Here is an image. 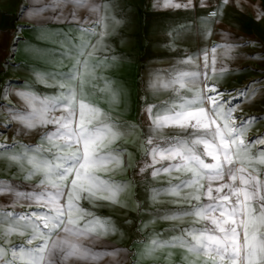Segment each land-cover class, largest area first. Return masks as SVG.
<instances>
[{
	"label": "snow or ice",
	"instance_id": "snow-or-ice-1",
	"mask_svg": "<svg viewBox=\"0 0 264 264\" xmlns=\"http://www.w3.org/2000/svg\"><path fill=\"white\" fill-rule=\"evenodd\" d=\"M171 6L181 5L154 4ZM113 7L97 0L22 5L20 18L35 28L43 30L52 21L70 26L61 34L59 52L69 66L33 72L35 82L51 93L12 82L0 86V173L10 177L0 179V264H141L163 249L183 250L188 264H264V135L248 138L264 116L236 115L257 98L264 102V80L233 92L219 83L232 71L228 61L242 58L237 50L255 42L223 32L219 43L154 70L141 97L140 120L130 124L90 98L107 91L110 104L119 102L121 90L98 75L122 59L108 39L122 24L108 14ZM220 14L219 8L209 13ZM256 18L264 19V9H256ZM171 35L174 43L180 33ZM17 39L14 34L13 48ZM248 58L264 64V54ZM149 93H167V99L154 102ZM134 133L139 160L118 146ZM24 137L31 139L23 142ZM129 168L132 180L113 179ZM140 186L151 204L168 197L174 207L150 213L148 224L163 220L171 226L166 234L143 236L142 250L133 253L108 242L123 233L112 218L93 209H127L121 196ZM135 210H144L138 198ZM130 256L137 259L129 261Z\"/></svg>",
	"mask_w": 264,
	"mask_h": 264
},
{
	"label": "crops",
	"instance_id": "crops-1",
	"mask_svg": "<svg viewBox=\"0 0 264 264\" xmlns=\"http://www.w3.org/2000/svg\"><path fill=\"white\" fill-rule=\"evenodd\" d=\"M97 2L105 4L110 2L115 5L108 10V14L122 20V24L116 28L117 35L108 38L112 42L115 54L122 59L114 67L98 73L112 80L114 82L112 88L121 90V94L118 98L119 102L115 104H110L111 94L107 91L97 93L90 98L104 111L123 122L130 124L139 122L141 97L147 93L151 72L169 68L185 54H195L203 48L219 43L220 34L223 32L237 36L244 42L254 41L255 46L238 49L237 54L242 58L228 61L232 71L219 81L222 90L233 92L243 88L250 81L264 80V76L260 75L264 72V64L248 58L256 54H264V47H261L264 45V19L256 18V9H264V0H229L228 4H223V0H191V4L189 0H171L173 5L181 6L160 8L154 7L155 0H140L136 3L131 0H97ZM237 2L239 6H236ZM29 3L30 0H0V86L12 82L14 87L31 85L38 92L51 93L53 89L45 88L35 82L33 72L67 70L69 62L61 61L59 52L62 50L61 34L68 32L70 26L52 21L43 30L35 28L20 18L22 5ZM217 8L221 10V14L211 17L209 13ZM81 15L87 13L81 12ZM213 20H218L219 23H211L210 21ZM18 29L21 31L17 32ZM206 31H211L212 35L205 37ZM177 32L180 36L172 43L171 34ZM14 34L18 39L13 48ZM73 35L79 36V33ZM13 51L14 56L11 55ZM245 69L248 71H241ZM100 83L102 85L103 82ZM148 97L151 101L159 102L167 99V93L158 96L149 93ZM225 99H228V96ZM261 109H264V102L257 98L254 105L245 104L243 111H238L236 115L256 116ZM261 124L264 123L258 124L248 132V138H254V134L249 133L259 128ZM12 135L14 130L6 138L10 140ZM22 139L23 142H27L31 138ZM136 139L137 135L134 133L126 139V142L119 141L118 146L132 151L135 159L139 160L141 152L134 147ZM133 171V168H129L127 173H117L113 179L132 180ZM8 178L10 177L0 173V179ZM130 197L132 202H129L127 209L117 210L116 206L109 205L93 210L99 215L112 218L123 233L109 237L110 244L138 253L142 250L139 240L143 236L153 232L166 234V230L171 226L170 222L163 220L148 224L153 218L150 213L174 206L168 203L170 199L168 197H161L160 202L151 204L143 186L134 187L130 191ZM136 198L144 207L139 213L135 210ZM2 199L0 198V201ZM85 206L90 207L86 203ZM129 221L131 223H128ZM142 224H148V227L138 231ZM169 251L173 253L170 258ZM184 256L185 253L181 249H163L153 257L142 260L141 264H188ZM128 259L133 261L137 257L130 256Z\"/></svg>",
	"mask_w": 264,
	"mask_h": 264
},
{
	"label": "rangeland",
	"instance_id": "rangeland-1",
	"mask_svg": "<svg viewBox=\"0 0 264 264\" xmlns=\"http://www.w3.org/2000/svg\"><path fill=\"white\" fill-rule=\"evenodd\" d=\"M131 1L136 3V1H140V0H131ZM228 99H231V97L228 96ZM256 116H264V109H261L259 114H256ZM252 133L254 134V137L259 136V135H264V124H261L259 128L255 129L253 132H250L249 134H252ZM252 138H249V139H252ZM126 141H127L126 139H123V142H126ZM120 199H121V202H127L128 204L130 201L132 202V199L130 197V192L122 195ZM116 208L117 210L121 209V207L119 206H116ZM24 210L26 209H21V211H24ZM13 239L14 241L20 240V238H16V237H14Z\"/></svg>",
	"mask_w": 264,
	"mask_h": 264
},
{
	"label": "bare ground",
	"instance_id": "bare-ground-1",
	"mask_svg": "<svg viewBox=\"0 0 264 264\" xmlns=\"http://www.w3.org/2000/svg\"><path fill=\"white\" fill-rule=\"evenodd\" d=\"M112 207V206H111ZM111 209V208H110ZM116 209V208H115Z\"/></svg>",
	"mask_w": 264,
	"mask_h": 264
}]
</instances>
